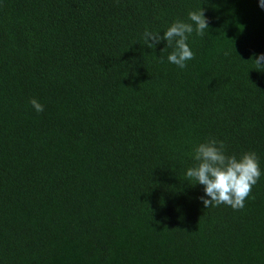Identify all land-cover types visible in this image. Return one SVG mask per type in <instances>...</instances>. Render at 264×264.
<instances>
[{"label": "trees", "instance_id": "obj_1", "mask_svg": "<svg viewBox=\"0 0 264 264\" xmlns=\"http://www.w3.org/2000/svg\"><path fill=\"white\" fill-rule=\"evenodd\" d=\"M197 10L185 68L148 48ZM261 53L258 0H0V264H264V176L238 210L185 177L209 137L264 170Z\"/></svg>", "mask_w": 264, "mask_h": 264}, {"label": "clouds", "instance_id": "obj_2", "mask_svg": "<svg viewBox=\"0 0 264 264\" xmlns=\"http://www.w3.org/2000/svg\"><path fill=\"white\" fill-rule=\"evenodd\" d=\"M258 7L264 10V0H258ZM187 20H176L163 32L145 30L143 33L148 48H156L166 42L163 51L172 49L166 57L167 62L180 69L185 68L187 62L194 58L188 43L189 37L193 33L203 36L205 29L209 28L203 10L189 11ZM160 59L164 62L163 57ZM254 61L258 67L264 68V53L257 54ZM30 104L36 113L44 111V106L36 99H32ZM191 158L194 163L185 170L186 181L189 184L194 181L195 185L203 186V195L199 200L206 209L222 204L234 210L244 208L252 187L264 176L255 152H246L239 157L229 155L223 141L211 137L194 146Z\"/></svg>", "mask_w": 264, "mask_h": 264}]
</instances>
